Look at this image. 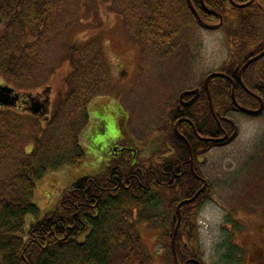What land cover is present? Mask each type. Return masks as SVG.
Here are the masks:
<instances>
[{
  "label": "trees",
  "instance_id": "16d2710c",
  "mask_svg": "<svg viewBox=\"0 0 264 264\" xmlns=\"http://www.w3.org/2000/svg\"><path fill=\"white\" fill-rule=\"evenodd\" d=\"M244 1L235 0L237 3ZM67 2L0 0V74L6 82L12 83L10 85L20 89L39 85L37 76L34 78L31 75L48 65L47 43L62 35V31L69 27L65 18L60 19L59 16L62 13L61 4ZM183 4L187 9L186 4ZM251 5L256 18L253 21H247L243 16L237 18L238 24H235L232 33L240 40L241 47L236 54L229 56L226 68L219 71L235 80L236 101L243 107L257 109L258 98L244 91L236 79L242 64L264 49V29L257 31L259 18L264 13V0H254L246 8ZM129 6L132 11H124V14L126 17L134 14L138 16L135 28H141V31L137 29L136 32L140 36V43L147 46L148 38L152 46L164 44V47L172 48V45H176L172 44L173 35L162 29L164 23L159 0H130ZM216 7L220 11L219 6ZM63 50L66 51L64 61L69 64L63 77L65 92L61 98L56 99L45 125L38 128L37 132L43 131L42 135L38 138L34 136L43 152H24L20 158L11 156L12 159L6 161L0 155V160L4 161L0 169V264H151L150 254L140 239L137 226L167 224L169 230H165L164 234L168 243L177 216V203L192 197L202 185L189 172L187 145L174 131L172 123L176 118L185 116L201 137L223 136L209 109L204 85L200 88L201 95L190 109L174 111L170 117L171 131L168 135L165 133L162 143H167L166 149H159L144 159L128 148L126 150L130 151V155L114 160L103 173L76 179L61 194L59 207L45 212L42 218H36L24 237L21 234L25 216L39 215L38 207L30 198L32 185L47 167H53L48 164L49 151L52 156L61 153V161L58 162L61 165L78 162L82 150L77 141L81 130L88 123V103L92 99L89 96L100 88L108 87L107 65L102 59L98 41L90 40L84 46H76L67 41ZM241 78L250 91L260 95L263 111L264 96L261 94H264V82L259 85L254 83V79L264 81V55L251 62L242 71ZM208 87L220 125L236 126L234 121L232 124L223 119L228 118L227 111L230 109L237 110L231 101V82L225 77L214 76L209 79ZM79 110L82 115L78 117ZM178 130L188 140L193 153L198 145H214L213 141L197 140L190 123L178 125ZM11 131L13 134L10 141L8 138L3 139V144L14 148L16 142L12 143L11 139L16 130ZM61 134H64L66 142L63 141L65 144L58 151L53 143L57 141L56 137L61 139ZM66 151L72 153V157L62 154ZM257 158L258 165L261 161L263 166L257 175L259 179H264V158ZM148 161L150 165L145 167ZM169 164L175 166L176 173L181 169L183 175L172 177ZM194 169L200 175L196 167ZM206 190L207 187L197 198L182 204L181 222L175 238L178 263H175L171 245L168 244L169 257L164 264H194L191 259H197L190 240H193L194 215L198 209L195 203Z\"/></svg>",
  "mask_w": 264,
  "mask_h": 264
},
{
  "label": "rangeland",
  "instance_id": "374dc122",
  "mask_svg": "<svg viewBox=\"0 0 264 264\" xmlns=\"http://www.w3.org/2000/svg\"><path fill=\"white\" fill-rule=\"evenodd\" d=\"M129 1L68 0L61 4L60 19L65 18L69 27L47 43L48 65L38 67V71L31 75L40 81L37 86L50 85L55 91L59 88L56 95L61 98L65 92L63 77L69 68L68 62L64 61V44L68 41L84 46L93 39L98 41L102 59L107 65L109 82L107 89L100 88L90 93L88 123L77 141L82 150L78 162L61 165L58 163L61 153L52 156L49 151L48 164L53 167H47L32 185L30 198L38 207L39 215L25 216L21 234L24 237L36 218H42L45 212L59 207L61 194L72 182L83 176L103 173L111 162L118 159L116 155H130V151L124 150L111 157L114 143L136 149V154L144 159L159 149H166L167 143L162 144L163 138L171 131L173 123L171 125L170 117L179 94L184 90L202 88L205 77L213 72L222 73L219 70L226 68L229 56L236 54L241 47L240 40L232 33L237 18L243 16L247 21L256 18L253 5L241 9L221 0V5H218L224 16L223 25L218 30H206L191 19L183 0H159L164 23L162 29L170 34L182 31L178 35L182 43L172 45V48L164 47V44L152 46L146 38V46L140 43V36L136 34L138 16H130L132 12L130 17L124 14V11H132ZM259 19L257 31L261 32L264 13ZM126 54L129 55L128 61L123 60ZM263 82L260 78L254 79L256 84ZM1 83L9 82L0 74ZM80 115L79 110L77 116ZM227 116L236 125L223 126L227 137L209 147L198 145L192 152L193 169L196 167L199 177L207 182V190L195 203L198 209L194 215L195 231L190 245L203 264H256L255 260H249L256 255V246L262 245L264 252V179L257 175L263 166L261 161L258 165V158L255 159L264 158V110L254 116L230 109ZM118 119L125 121L122 131L117 125ZM40 126L42 124L36 118L0 108V155L4 161L12 159L11 156L20 158L24 152L41 154V145L34 137L40 133L37 132ZM13 129L16 131L11 140L16 143L11 148L9 144H3V139L10 141ZM55 139L53 147L61 151L66 142L64 134H61V139ZM62 154L72 157V153L67 151ZM4 161L0 160V169ZM149 165L150 161L144 164L145 167ZM137 229L150 254L151 264L167 262L168 244L172 250V236L167 243L164 234L169 230L168 225L154 223L150 227L139 224Z\"/></svg>",
  "mask_w": 264,
  "mask_h": 264
},
{
  "label": "flooded vegetation",
  "instance_id": "af4514ba",
  "mask_svg": "<svg viewBox=\"0 0 264 264\" xmlns=\"http://www.w3.org/2000/svg\"><path fill=\"white\" fill-rule=\"evenodd\" d=\"M204 1V4L205 6L211 10L212 12H210L209 10H206L202 7L201 5V2L199 0H191L194 8L196 9L197 13L199 14V17L201 18V20L203 22H205L206 24H209V25H215L217 23H219L220 19L218 17V14H221L222 16V21H221V25L218 26L217 28H206L204 26H202L196 19V17L193 15V13L189 10L188 6H187V3H186V0H183V3L186 4L187 6V11L191 17V19L195 22L196 24L203 28V29H206V30H218L222 27L223 25V22H224V16L222 14V11L220 12L216 6H219L218 4L221 5V0H203ZM235 1V0H233ZM249 0H246L242 3H246L248 2ZM229 4L232 5V3L228 0ZM254 2V0L252 1ZM252 2L248 3L247 5H245L244 7L250 5ZM237 3V2H235ZM241 4V3H240ZM214 5V7H213ZM234 6V5H232ZM243 8V7H242ZM215 12V13H213ZM189 17V18H190ZM182 32V31H181ZM181 32H179L178 34H172L173 35V41H172V44H176L175 46H178V44H180L181 40H180V36H178ZM184 32V30H183ZM177 33V32H176ZM182 43V42H181ZM140 49V48H139ZM261 52V51H260ZM140 53H141V49H140ZM258 54V53H257ZM256 55V54H255ZM129 55L126 54L125 58L123 60H127ZM254 56V55H252ZM250 56V57H252ZM249 57V58H250ZM128 61V60H127ZM124 62V61H123ZM237 79V78H236ZM238 82V81H237ZM239 84V83H238ZM0 85H3V86H9L11 88H13V92L10 94L11 97H15L16 100H15V104L14 105H11V106H8V105H1L0 104V108H6V109H9L11 110L13 113L15 114H18L20 116L22 115H27V116H30L31 118H36L38 120V122H40V124L42 125H45V121H47V119L50 117L51 115V112L53 110V106H54V103L56 101V99H58L59 97L56 95L57 94V90H59V88H56L57 90L55 91L54 87L50 86V85H44V86H36V87H33V88H30V89H20L18 87H15V86H12V85H8V84H4V83H1ZM40 87V88H39ZM235 87H236V84H235ZM241 87V86H240ZM199 88V87H198ZM235 89V88H234ZM243 89V88H242ZM244 90V89H243ZM246 91V90H244ZM55 93V95L52 93ZM247 92V91H246ZM252 92V91H251ZM248 93V92H247ZM52 95V96H51ZM180 95V94H179ZM201 95V90L199 91V95L196 99L199 98V96ZM54 96V97H53ZM263 96V94H262ZM11 97L10 100L12 99ZM192 97V95H188L186 97L183 98V101H187L189 100L190 98ZM196 99L190 104V105H186L184 106L180 101L179 99H177V103H176V106H175V111H181V112H184L185 110L187 109H190L192 107V105L195 103ZM42 105L44 104V107L46 108V112H43L44 111V108H40L36 113H33L32 110L33 108H35L34 106L36 105ZM89 112V111H88ZM176 114V113H175ZM174 114V115H175ZM173 116V115H172ZM126 118V117H125ZM89 119V118H88ZM189 120L188 117H185V116H181V117H178L176 118V121L174 122L173 124V127H174V131L177 133L178 131V134H181L179 133V130H178V125L182 124V123H188L189 124ZM124 123L125 121L122 120V119H118L117 120V125L121 128V131L123 129V126H124ZM175 125H176V129H175ZM191 127L193 126L192 124H190ZM223 132V127L222 126H219ZM196 130V129H195ZM192 131H193V134L194 136L196 137V139L198 140L199 138L195 135L194 133V130H193V127H192ZM188 132V131H187ZM197 132V131H196ZM121 133V132H120ZM198 133V132H197ZM42 133H38L37 137L41 136ZM183 135V134H181ZM199 135V134H198ZM120 137H122L121 135H119ZM184 136V135H183ZM188 141V140H187ZM122 144H117V143H114L111 147V150H110V153H111V157H113L116 153H120V152H123L124 150L126 149H131L132 152H135L136 150L132 147H126V146H121ZM187 145V144H186ZM191 146V145H190ZM188 148V146H187ZM137 152V151H136ZM191 152H192V148H191ZM188 154H189V151H188ZM116 157H124L123 155H116ZM190 158V157H189ZM189 158H188V167H189V172L195 176L199 182H202L201 184H203V180L201 177H199L200 175L196 174L195 173V169L192 170L193 168V165L190 163L189 161ZM117 160V159H116ZM109 166V165H108ZM168 167H170L172 169V172L171 173V176L172 177H179L181 175H183V171L180 169L179 172L176 173V170H175V166L173 164H169ZM171 177V178H172ZM178 204V203H177ZM182 206V205H181ZM181 209V207H180ZM180 215H181V212H180ZM248 246V245H246ZM175 251V250H174ZM256 255H253L249 258V260H255L256 261V264H264V252H262V245H259V246H256ZM191 261L194 263V264H202L200 260L197 259H191ZM178 263V261H177Z\"/></svg>",
  "mask_w": 264,
  "mask_h": 264
},
{
  "label": "water",
  "instance_id": "95a60500",
  "mask_svg": "<svg viewBox=\"0 0 264 264\" xmlns=\"http://www.w3.org/2000/svg\"><path fill=\"white\" fill-rule=\"evenodd\" d=\"M199 1L201 2V5H202V7H203L204 9L209 10V9L205 6L203 0H199ZM229 1H230V2L232 3V5H234L235 7L242 8V7H244L245 5H247L248 3L252 2L253 0H249L248 2H246V3H241V4H240V3H235V1H233V0H229ZM186 3H187V6H188L189 10L193 13V15L196 17L197 21H198L202 26H204V27H206V28H217L218 26L221 25V21H222V16H221V14L216 13V14L218 15L219 19H220L219 23H217V24H215V25H209V24H206L205 22H203V21L201 20V18L199 17V14L197 13L196 9L194 8V6H193V4H192V2H191V0H186ZM209 11L212 12L211 10H209ZM213 13H215V12H213ZM263 55H264V49H263L261 52H259L258 54H256V55H254V56L248 58V59L242 64V66L238 69V72H237V81H238L239 85H240L244 90H246L248 93H250L251 95H253V96H255V97L258 98V100H259V106H258L257 109H249V108L243 107V106H241V105L236 101V99H235V95H234L235 80H234L233 78H231V77H229V76H227V75H225V74H223V73H219V72H213V73H211V74H209V75H207V76L205 77V79H204V89H205V92H206L207 97H208V106H209V109H210V111H211V114H212L213 118L215 119L216 123H217L219 126H221V125H220V119L215 115V112H214V109H213V106H212L211 95H210V92H209V87H208L209 79L212 78V77H214V76H222V77L227 78V79L231 82V93H230V96H231V101H232L233 106H234L237 110H239V111H241V112H243V113H246V114H249V115H254V116H256V115H258V114H260V113L262 112V109H263V100H262V98H261L260 96H258V95H256L255 93L251 92V91L245 86V84H244L243 81H242L241 74H242V71H243V70H244V69H245V68H246L251 62H253L254 60H256V59H258V58H260V57H262ZM200 90H201V89L198 88V87L193 88V89H189V90H184V91H182V92L180 93L178 99H179V101H180L184 106H186V105H190V104H191V103H192V102L198 97V95H199V91H200ZM12 92H13V88H11V87H9V86H2V85H0V104H1V105H8V106H11V105H14V104H15V100H16V98L10 96V94H11ZM188 95H192V97H191L189 100H187V101H183V98L186 97V96H188ZM9 97H11L12 99L10 100ZM34 107H35V108H33V110H32L33 113H36L40 108H44V111H43V112H46V108L44 107V104H42V105H39V104H38V105H36V106H34ZM223 119H224V120H228L230 123L233 124V122H232L231 119H229V118H227V117H224ZM187 121H189V123L192 124V122H191L190 120H187ZM192 127H193V130H194L195 135H196L199 139H201V140H203V141L221 142V141H223V140L227 137V133H226L225 130H223V136L220 137V138L201 137V136L198 135V133L196 132L194 126H192ZM175 129H176V125H175ZM176 131H177V129H176ZM177 133H178V131H177ZM179 135H180V137L183 139V141H184V142L187 144V146H188L189 157H190V158H189V161H190V163L192 164V152H191V146H190V144L188 143L187 139H186L183 135H181V134H179ZM192 170H193V168H192ZM202 180H203V185H202V186L196 191V193H195L192 197L187 198V199H184V200L180 201V202L176 205L177 218H176V224H175V227H174V230H173V235H172V252H173L174 261H175L176 263H177V258H176V254H175V251H174V238H175V233H176V230H177L178 224H179V222H180V207H181L182 204L187 203V202H191L192 200H194L195 198H197L198 195H199L202 191H204V190L206 189V187H207V182H206L204 179H202Z\"/></svg>",
  "mask_w": 264,
  "mask_h": 264
}]
</instances>
